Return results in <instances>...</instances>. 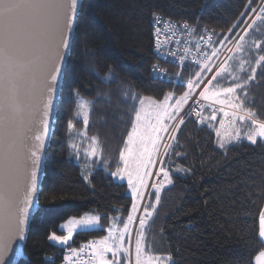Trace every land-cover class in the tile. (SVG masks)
<instances>
[{
	"label": "trees",
	"instance_id": "1",
	"mask_svg": "<svg viewBox=\"0 0 264 264\" xmlns=\"http://www.w3.org/2000/svg\"><path fill=\"white\" fill-rule=\"evenodd\" d=\"M248 3L249 0L82 2L56 106L53 134L45 153L39 207L24 247L27 260L17 264H59L68 247L54 245L48 237L53 232L60 234L59 225L69 218L95 212L107 226L110 217L128 215L132 202L126 184L114 181L105 171L120 167V152L137 110L125 101L122 93L131 86L143 97L161 101L169 91L176 95L185 92L184 86L177 87L171 81L153 79L151 75V67L156 63L152 53V11H162L164 18L187 21L197 33L203 28L211 30L217 46L232 41L249 20L252 22L260 7H264V0H252L250 7H246ZM252 8L256 9L255 14ZM241 12L246 14L241 16ZM233 24L237 27L230 32L228 29ZM255 41L262 42L261 49L254 47ZM260 54H264V24L257 21L246 37L245 50L238 53L234 47L230 56L236 59L229 63L232 71L239 73V59L250 60L245 65L249 71L240 73L242 78L256 67L255 80L248 85V99L257 116L264 119V64L260 67L255 64ZM108 65L119 74V80L110 86L101 83L92 71L95 68L102 76ZM163 67L181 73L183 80L192 78L196 70L194 66L163 64ZM232 84L230 75L214 82L216 88ZM74 89L89 99L100 93L98 102L90 109L87 134L89 143L92 136L98 137L102 154L96 163L105 169L93 165L88 181L81 176L76 155L69 147L72 136L69 140L67 122L69 119L74 125L79 122L74 118ZM106 93L110 102L105 98ZM238 94H241L239 90ZM211 117L208 109L199 122L183 115L184 123L180 124L179 120L167 144L171 147L165 148L158 166L169 171L173 184L161 190L160 204L146 225L145 244L157 254L170 255L175 264H247L249 252L254 254L264 246L258 237L259 214L264 210V143L253 145L243 140L220 148L216 129L223 120L225 127L221 132L231 131V118L224 117L223 112L215 120ZM236 126L243 135L250 122L237 121ZM93 159L89 158L90 164ZM102 161H107L110 167ZM177 167L191 172L177 175L174 171ZM154 192L151 187L147 197L150 204L155 203ZM100 233L104 230L78 232L69 245L79 247L81 241Z\"/></svg>",
	"mask_w": 264,
	"mask_h": 264
},
{
	"label": "snow or ice",
	"instance_id": "2",
	"mask_svg": "<svg viewBox=\"0 0 264 264\" xmlns=\"http://www.w3.org/2000/svg\"><path fill=\"white\" fill-rule=\"evenodd\" d=\"M82 0H0V264H16V259L24 256L22 249L14 251V257L8 258L13 239L25 240V226L27 225L31 209L34 204H38V197L32 200V195L37 191V174L42 164V156L46 152L47 139L50 133V117L55 108V103L61 91L60 81L63 79V66L66 57L71 51L72 35L79 24V8ZM252 0L246 7H250ZM251 11L256 13V9ZM241 12L240 15H245ZM152 19L154 23V52L158 59H165L163 51L167 42L161 41L160 24L164 21L162 11L153 10ZM257 21L264 24V7H260L251 23L246 25L245 33L238 35L235 45L236 52L245 50L246 37L249 30L257 25ZM169 32L175 34V28L181 26L184 30L192 31V26L187 21L167 20ZM237 27L233 24L228 30L231 32ZM257 30H259L257 28ZM87 31V28H86ZM227 39V38H226ZM211 43V41H209ZM261 41H255L254 47L261 49ZM199 48V45H196ZM167 55L175 58L176 53L169 50ZM219 55V50L213 48L211 56L204 54L203 67L200 72L195 73V79L188 78L187 89L176 100L174 105H169L173 92L169 91L164 97V102L156 105L154 122L142 115V105L145 99L139 92L129 86V89L122 93L126 102H131L137 110L134 113V123L127 134V142L120 152V161L123 168L117 167L115 172L109 173L111 176H118L123 179L127 176V183L132 188L133 194L143 198L140 191L145 187V177L151 175L147 169L155 163L153 157L158 151V142L162 139L159 133L167 131L168 127L164 123L167 120H175L181 108L192 97L195 89L206 84L199 96L205 101H213L216 104L225 105L233 111H224V117H230L229 125L231 131L221 132L225 127L221 120L220 128L216 129L218 144L220 148H225L226 144L247 140L255 145L264 143V119L257 116L248 99V85L255 80L256 67L250 69L251 74L242 78L240 73H247L249 69L245 67L249 61L239 59V73L232 71L229 63L235 60V56H229L227 60L215 71L210 79L204 80L203 71L213 72L210 61ZM184 57H181L183 60ZM165 62L168 61L165 59ZM200 63V61H197ZM257 67L264 64V54H260L255 60ZM98 76L101 83L110 86L112 82L119 80V74L115 68L108 65L106 72L101 76L97 69H92ZM153 79L163 81L166 72L160 70V66H152ZM230 75L233 84L228 87L216 88L214 82H218L221 77ZM178 78L177 87H183L184 80L181 73L176 74ZM27 85L26 96L29 100V112L25 114L24 105L21 103V92ZM238 90L241 94H238ZM73 103L76 106L74 118L79 120L82 116L85 129L89 125L90 109H93L98 102L100 93L96 98L85 97L79 89L73 90ZM105 98L110 102V95L105 94ZM173 109L170 111L169 109ZM242 113V114H241ZM197 117L201 113L197 112ZM191 115V113H185ZM212 120L216 119L213 113ZM237 121L243 123L250 122L248 131L241 135ZM184 120L180 119V124ZM75 130L72 119L67 122L68 138ZM78 135L86 136V131L77 132ZM90 150H86V157H99L102 149L98 137L92 136ZM175 139V137H172ZM69 147L73 154L79 156L78 145L70 143ZM170 148L171 145H166ZM105 166L110 167L107 161H102ZM163 163V161H161ZM177 175L190 174V169L177 167ZM162 174L163 179L157 184H153L155 192V203L144 207V216L140 217V227L137 230L135 241V264H175L172 257L162 256L151 250L145 244V229L153 214L157 211V206L161 201V190L165 185H172L173 180L169 171L161 167L157 176ZM87 179V176H85ZM151 209V210H150ZM138 205L133 204L132 211L136 212ZM147 218V219H146ZM135 217L128 215L127 222L123 223V229L117 230L115 224L108 229V235L100 240L92 241L81 248H73L69 245L74 231H84L92 227L103 226L99 224V216L85 214L80 219H69L66 225H61L60 230L67 228L66 235H57L53 232L48 239L56 244L68 247V254L64 256L67 264H119V254H128V249L124 246L125 234L130 235V225ZM258 237L264 242V211L259 214ZM89 249L87 258H82L81 254L85 249ZM112 254V259L107 258V254ZM75 257V259H73ZM247 264H264V246L260 247L253 254L249 252Z\"/></svg>",
	"mask_w": 264,
	"mask_h": 264
},
{
	"label": "rangeland",
	"instance_id": "3",
	"mask_svg": "<svg viewBox=\"0 0 264 264\" xmlns=\"http://www.w3.org/2000/svg\"><path fill=\"white\" fill-rule=\"evenodd\" d=\"M236 38V37H234ZM233 38V39H234ZM231 41H229L228 43H226L225 45H222V43H220V45H217L215 46V48H221L220 51H219V55L220 53L222 52V50L224 48H226L228 46V44L230 43ZM222 45V46H221ZM234 50V49H233ZM232 50V51H233ZM232 53V52H231ZM218 55V56H219ZM215 57H213L211 59V61L209 63H211L210 66H213L214 65V59ZM207 73V72H206ZM206 73L202 74V77L205 79L206 77ZM207 86V85H206ZM198 89V88H197ZM197 89H195L194 93L197 91ZM193 93V94H194ZM167 95V94H166ZM165 95V96H166ZM182 95V94H181ZM181 95H176L175 93H173V96L172 98L168 101V104L171 106V105H174L176 100L179 98V96ZM201 98V97H200ZM164 102V98L161 100V101H157L155 99H145L144 101V104L142 105V115L145 116L147 119H152L153 122H154V116H155V112H156V105L158 104H161ZM188 102V101H187ZM207 102H212L214 103L213 101L209 100ZM186 105H188V103L184 104L181 108V111L180 113L177 115V118L180 116V114L182 113L183 109L186 107ZM221 105V104H219ZM222 106H225V105H222ZM228 111H233L232 109H229L227 108ZM170 111H172L173 109H169ZM242 114V113H241ZM177 118L175 120H167V118H165L164 120V123L167 125L168 127V130L167 131H164V132H161L159 133V135L162 137V139L158 142L159 144V147H158V151L157 153L154 155L153 159L155 161V163L153 165H151L147 171L151 173V175L149 176H146L145 177V187H143L142 189H140V191L143 193V198H139L138 196L134 195L133 194V191H132V188L129 187L128 183H127V176L124 175L123 179H120V177L118 176H111V178L116 181V182H120V183H125L126 184V193L127 195L131 198V208H130V211L128 213V215H133L135 217V219L133 220L132 224L130 225V235L128 233L125 234V238H124V246L128 249V254L127 256H125L124 253H120L119 254V264H135V241H136V237H137V230L139 229L140 227V224H139V221H137L138 217L144 212V207L146 205H150V201L147 200V197H148V192L150 190L149 188V182H150V179L153 175V172L155 170V168L157 167V163H159V160L160 158L162 157L163 153H164V150H165V146L168 144L167 141L169 140V138H171V134L172 132H170L174 127H175V121L177 120ZM78 124L75 125V130L74 132L71 134L72 136V143H75L78 145V149H79V156L75 158V163L79 166V169H80V174L81 176L84 178L85 181H88V177H89V174L92 172V167L93 165H97L99 167H102L105 169V167L103 165H100L98 163H96V160L98 159H101V156L99 157H90L92 158L93 162L92 164H90V161H89V157H80L81 154H84L86 155V150H90V144L89 143V137H88V134L86 136H83V135H78L77 132H84L86 131L87 133V128L85 129L84 125H83V118L82 116L79 118L78 120ZM177 123V122H176ZM88 127V126H87ZM126 142H127V139H126ZM125 142V143H126ZM169 142V141H168ZM124 149V148H123ZM122 149V150H123ZM120 157V156H119ZM119 162H120V167L119 168H123V162L120 161V158H119ZM159 166V165H158ZM159 168L157 169V173L159 172ZM107 173H111V172H115L116 170H106ZM85 176H87V179H85ZM133 204H137L138 205V210L136 212H133L132 211V206ZM264 209V208H263ZM264 211V210H263ZM85 214H88V215H91V216H99V214L95 213V212H87V213H84L80 216H77V217H72V218H69V219H80L82 218ZM127 216L121 218V217H110L108 219L109 223L107 226H104L102 223H101V219L99 221V224L102 225L103 227L100 228V227H92V228H89L87 230H84V231H78V232H88V231H99V230H104V233L103 234H98L97 236H95L94 238L88 240V241H81L80 242V246L79 247H74V248H77L79 249L82 245H84L85 243H90L92 241H96V240H100L102 239L103 237L107 236L108 235V229L110 227L113 226V224H115L117 230H120V229H123V223H126L127 222ZM65 220L64 222H62L60 225H59V231L61 232L60 234H57V235H66L67 234V228H65L63 231L60 230V226L61 225H66L68 220ZM77 233V231H74V234H73V237L72 239L69 241V244L72 242L75 234ZM50 236V235H49ZM49 240V239H48ZM50 241V240H49ZM52 244L54 245H57L59 247H62L58 244H56L55 242L53 241H50ZM64 247H67V246H64ZM68 249V248H67ZM66 249V250H67ZM107 258L108 259H112V254L111 253H108L107 254Z\"/></svg>",
	"mask_w": 264,
	"mask_h": 264
},
{
	"label": "built area",
	"instance_id": "4",
	"mask_svg": "<svg viewBox=\"0 0 264 264\" xmlns=\"http://www.w3.org/2000/svg\"><path fill=\"white\" fill-rule=\"evenodd\" d=\"M168 18H164V21L161 22L159 25L161 28V41L165 40V36H167V42L164 45V53L165 59L168 61L165 62V59H158L156 53L154 52L155 47V39H154V23L153 26V48L152 53L154 57L156 58L157 65L160 66V70L162 72H166L167 75L164 78V81H171L172 83L178 84V78L176 76L177 73L170 72L167 68L163 67V64L168 65L169 67H179V66H194L196 68V72H200L201 68L203 67V59L204 54H208L211 56L213 48H215V35L211 30H208L206 28H203L199 33H197L192 25V31L184 30L181 26H177L175 28V34H171L169 32V26L167 25ZM178 21V20H173ZM237 39H234L232 42L228 44L226 48L222 50L219 56H217L214 59V65L212 66L214 71L209 72L207 77L204 80H208L211 78V76L215 73L216 70L219 69V67L223 64L225 60L228 59V57L231 55L232 50L234 49ZM211 41V43H209ZM199 45V48L196 47V45ZM171 50L176 53V57L173 58L169 55H167L168 51ZM181 57H184L183 60H181ZM197 61H200V63H197ZM195 72V73H196ZM204 71L202 72V74ZM151 75L152 73V67H151ZM195 74L192 79H195ZM187 81V80H186ZM184 81L185 89H187V83ZM205 84H202L200 88L197 89V91L192 95V97L188 100V105L184 108L183 114L185 113H191L189 115L195 122H199L201 120L202 114L206 109H209L210 112L218 115L223 108L224 111H228V109L222 105L216 104V103H210L202 98H200L199 93L203 90ZM197 112L201 113V117H197ZM163 179L162 174L159 176L156 175V184L159 183ZM147 219V218H146ZM89 249H85V252L81 254L82 258H87L89 254ZM68 254L64 253L62 254V259L59 264H67L66 261H64V256ZM75 259V257L73 258Z\"/></svg>",
	"mask_w": 264,
	"mask_h": 264
},
{
	"label": "water",
	"instance_id": "5",
	"mask_svg": "<svg viewBox=\"0 0 264 264\" xmlns=\"http://www.w3.org/2000/svg\"><path fill=\"white\" fill-rule=\"evenodd\" d=\"M83 1L84 0H82V2ZM82 2H81V4H82ZM252 17H253V15H252ZM249 21L245 24V26L242 28V30H244L246 28V25L249 23ZM73 37H74V33L72 35V40H73ZM71 45H72V41H71ZM69 55L66 57V63L63 66V72L65 71ZM63 79H64V76H63ZM63 79H61V81H60L61 86H62ZM26 88H27V85H24V89L21 92V103L24 105L25 114H27L29 112V110H30V108H29V100L27 99V96H26ZM59 95H60V93H59ZM58 99H59V97H58ZM58 99H57V101L55 103V108H54L53 112L51 113V117H50V133H49V137H48V139L46 141V143H47L46 151H47V149H48V147L50 145L51 137H52V134H53V125H54V122H55L56 106H57V103H58ZM44 162H45V154L42 156V164H41V167H40V169L38 171V174H37V181H36L37 191L32 195V197H31L32 200H36V198L38 197V193H39V190H40V187H41V184H42V181H43V176H44ZM38 207H39V203L38 204H34L32 209H31V214H30L29 221H28L27 225L25 226L26 239H27V234H28V231H29V227H30L32 218H33L34 214L37 212ZM26 239L25 240L13 239L11 241V248L9 250L8 257L6 259H8V258L16 259L14 257V251L16 249H22V251L24 253V247H25ZM21 260H25V261L27 260V256L25 255V253H24V256L16 259V264L19 261H21Z\"/></svg>",
	"mask_w": 264,
	"mask_h": 264
}]
</instances>
